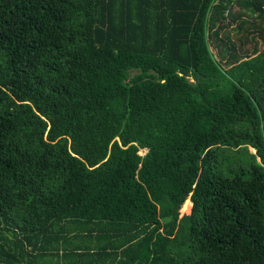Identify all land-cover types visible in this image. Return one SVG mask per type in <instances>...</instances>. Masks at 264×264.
I'll use <instances>...</instances> for the list:
<instances>
[{"label":"trees","instance_id":"16d2710c","mask_svg":"<svg viewBox=\"0 0 264 264\" xmlns=\"http://www.w3.org/2000/svg\"><path fill=\"white\" fill-rule=\"evenodd\" d=\"M0 264H264V0H0Z\"/></svg>","mask_w":264,"mask_h":264},{"label":"rangeland","instance_id":"374dc122","mask_svg":"<svg viewBox=\"0 0 264 264\" xmlns=\"http://www.w3.org/2000/svg\"><path fill=\"white\" fill-rule=\"evenodd\" d=\"M141 154H143L144 152H145V149H141L140 151H139ZM251 152H253V150H251ZM183 207V206H182ZM189 208L190 207H187L186 209L184 208L183 210H182V208L180 209V215H183V214H187L188 212H189Z\"/></svg>","mask_w":264,"mask_h":264},{"label":"bare ground","instance_id":"6f19581e","mask_svg":"<svg viewBox=\"0 0 264 264\" xmlns=\"http://www.w3.org/2000/svg\"><path fill=\"white\" fill-rule=\"evenodd\" d=\"M189 207V206H188Z\"/></svg>","mask_w":264,"mask_h":264}]
</instances>
